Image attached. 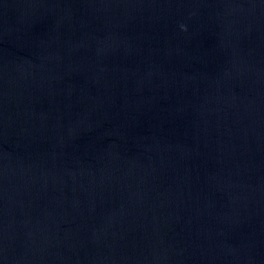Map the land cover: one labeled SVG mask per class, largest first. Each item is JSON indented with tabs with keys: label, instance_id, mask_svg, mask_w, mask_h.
Returning <instances> with one entry per match:
<instances>
[{
	"label": "water",
	"instance_id": "obj_1",
	"mask_svg": "<svg viewBox=\"0 0 264 264\" xmlns=\"http://www.w3.org/2000/svg\"><path fill=\"white\" fill-rule=\"evenodd\" d=\"M0 264H264V0H0Z\"/></svg>",
	"mask_w": 264,
	"mask_h": 264
}]
</instances>
